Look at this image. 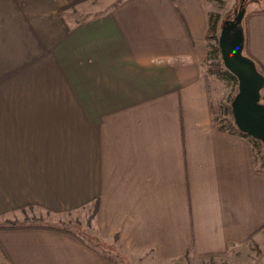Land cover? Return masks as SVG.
<instances>
[{"label":"crops","instance_id":"0c3cea01","mask_svg":"<svg viewBox=\"0 0 264 264\" xmlns=\"http://www.w3.org/2000/svg\"><path fill=\"white\" fill-rule=\"evenodd\" d=\"M88 1L0 0V219L83 210L128 264L235 257L264 231V167L214 121L207 3L118 0L75 17ZM259 8L247 52L264 65ZM91 242L0 228V264H116Z\"/></svg>","mask_w":264,"mask_h":264},{"label":"trees","instance_id":"16d2710c","mask_svg":"<svg viewBox=\"0 0 264 264\" xmlns=\"http://www.w3.org/2000/svg\"><path fill=\"white\" fill-rule=\"evenodd\" d=\"M208 3L210 0H204ZM71 6V5H70ZM73 6V5H72ZM256 12H264V8H259L254 10ZM245 17L243 16V19ZM240 28L243 32V54L251 58L254 61L255 67L259 73L264 75V65L259 63L247 52V31L245 23H240ZM220 33V13L215 11H208L207 13V33H206V49L207 54L204 60V64L207 66V72L210 76L209 80V93H210V105L212 109V114L215 123L220 129L227 130L229 132L237 133L246 139L252 144L255 157L261 163V166L264 167V146L259 140H256L249 135L242 133L237 129L234 124L232 113H231V101L234 95L237 92V79L236 77L224 67L223 62L220 56V50L218 46V37ZM232 82L235 87L232 89L231 94L226 97L225 101L221 100L222 94L224 92L225 84ZM261 97L260 100L264 102V87L260 91ZM72 224V223H70ZM20 227H41L47 228L50 230H57L62 232H67L83 243H86L87 240L92 241L94 245V250L100 254L103 258L112 261L116 264H128L127 262V252L120 241L119 236L112 238V242L107 244L102 238L94 236L88 229L80 231L83 234L76 232L74 229H71L67 226H52V225H32V224H21L17 222H7L0 224V228H20ZM87 238V240H86Z\"/></svg>","mask_w":264,"mask_h":264},{"label":"rangeland","instance_id":"374dc122","mask_svg":"<svg viewBox=\"0 0 264 264\" xmlns=\"http://www.w3.org/2000/svg\"><path fill=\"white\" fill-rule=\"evenodd\" d=\"M117 1L118 0H90L88 1L89 3L87 2V4L80 6V9H85L82 12L77 10L80 14L74 16L80 18L83 14L86 15L92 11L95 13L96 9H100L101 11L106 10ZM207 5L211 11L220 13L221 28L224 21L231 20L237 16L241 7L243 8V16L245 17V13H248L250 10L264 6V0H210ZM71 7L74 8L75 6L71 5L68 8ZM241 23H245V18H242ZM234 87L235 85L232 82L225 84L224 92L221 97L222 101L226 100V97L231 94ZM8 217V219H0V224L11 221L17 223H29L35 221L37 222L38 220L39 222H44L54 226H67L80 234H83L80 231H84V222L86 219L85 212L83 210L68 216L49 215L38 210H27L25 212H15ZM135 261H137V264H162L156 262L149 254H139L136 256ZM164 264H264V231L259 232L254 239H251L247 248L240 250L235 257H229L228 255L197 257L193 255L177 259L172 263L166 262Z\"/></svg>","mask_w":264,"mask_h":264},{"label":"water","instance_id":"95a60500","mask_svg":"<svg viewBox=\"0 0 264 264\" xmlns=\"http://www.w3.org/2000/svg\"><path fill=\"white\" fill-rule=\"evenodd\" d=\"M241 7L237 16L224 21L220 28L218 46L221 60L237 79V92L231 101V113L239 131L259 140L264 146V102L260 91L264 87V75L259 73L254 61L243 54V18Z\"/></svg>","mask_w":264,"mask_h":264}]
</instances>
